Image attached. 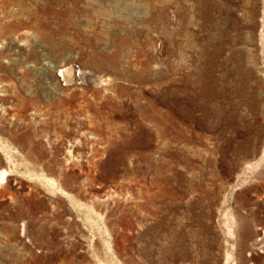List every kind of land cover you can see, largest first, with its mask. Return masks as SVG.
I'll list each match as a JSON object with an SVG mask.
<instances>
[{
	"label": "rangeland",
	"instance_id": "1",
	"mask_svg": "<svg viewBox=\"0 0 264 264\" xmlns=\"http://www.w3.org/2000/svg\"><path fill=\"white\" fill-rule=\"evenodd\" d=\"M3 169L0 264H264V0H0Z\"/></svg>",
	"mask_w": 264,
	"mask_h": 264
},
{
	"label": "bare ground",
	"instance_id": "2",
	"mask_svg": "<svg viewBox=\"0 0 264 264\" xmlns=\"http://www.w3.org/2000/svg\"><path fill=\"white\" fill-rule=\"evenodd\" d=\"M68 71H69L68 69L60 71V75L63 76L67 82L69 81ZM4 169L0 171V186L4 185L7 182L8 177L11 175L9 174L10 172Z\"/></svg>",
	"mask_w": 264,
	"mask_h": 264
}]
</instances>
